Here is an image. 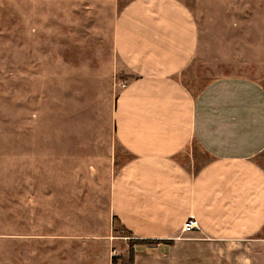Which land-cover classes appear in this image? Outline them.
<instances>
[{
    "label": "rangeland",
    "instance_id": "rangeland-1",
    "mask_svg": "<svg viewBox=\"0 0 264 264\" xmlns=\"http://www.w3.org/2000/svg\"><path fill=\"white\" fill-rule=\"evenodd\" d=\"M129 1L0 0V264L170 262L111 211L112 179L132 156L113 124L129 75L117 70L112 32ZM182 1L200 30L185 83L264 85V0ZM257 161L264 168V152ZM183 241H171V256ZM193 253L192 264H264V229Z\"/></svg>",
    "mask_w": 264,
    "mask_h": 264
},
{
    "label": "crops",
    "instance_id": "crops-1",
    "mask_svg": "<svg viewBox=\"0 0 264 264\" xmlns=\"http://www.w3.org/2000/svg\"><path fill=\"white\" fill-rule=\"evenodd\" d=\"M112 36L117 70L129 75L116 94L114 132L132 155L112 179L114 217L137 239L166 241L155 251H167L169 264L171 258L192 264L202 246L258 235L264 85L234 75L198 91L185 83L200 30L182 0L129 1L116 14ZM191 217L201 228L184 232ZM179 240L185 241L171 256V241Z\"/></svg>",
    "mask_w": 264,
    "mask_h": 264
},
{
    "label": "built area",
    "instance_id": "built-area-1",
    "mask_svg": "<svg viewBox=\"0 0 264 264\" xmlns=\"http://www.w3.org/2000/svg\"><path fill=\"white\" fill-rule=\"evenodd\" d=\"M125 83L122 84V87H125ZM201 226H200V223H199V220L196 219L195 217H191L188 221H186V223L184 224V227H183V231L184 232H187V233H190V232H193V231H196L198 229H200ZM113 264H124L122 263L121 261H117Z\"/></svg>",
    "mask_w": 264,
    "mask_h": 264
},
{
    "label": "trees",
    "instance_id": "trees-1",
    "mask_svg": "<svg viewBox=\"0 0 264 264\" xmlns=\"http://www.w3.org/2000/svg\"><path fill=\"white\" fill-rule=\"evenodd\" d=\"M139 244H153V243H162L166 242L164 240H158V239H138Z\"/></svg>",
    "mask_w": 264,
    "mask_h": 264
},
{
    "label": "bare ground",
    "instance_id": "bare-ground-1",
    "mask_svg": "<svg viewBox=\"0 0 264 264\" xmlns=\"http://www.w3.org/2000/svg\"><path fill=\"white\" fill-rule=\"evenodd\" d=\"M146 245H151V244H146Z\"/></svg>",
    "mask_w": 264,
    "mask_h": 264
}]
</instances>
